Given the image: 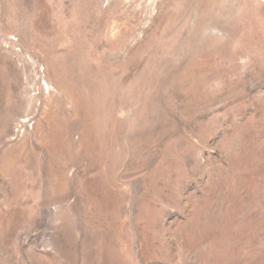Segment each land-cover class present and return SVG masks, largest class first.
Instances as JSON below:
<instances>
[{
	"label": "rangeland",
	"instance_id": "obj_1",
	"mask_svg": "<svg viewBox=\"0 0 264 264\" xmlns=\"http://www.w3.org/2000/svg\"><path fill=\"white\" fill-rule=\"evenodd\" d=\"M0 264H264V0H0Z\"/></svg>",
	"mask_w": 264,
	"mask_h": 264
}]
</instances>
